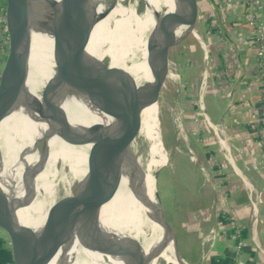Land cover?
Returning <instances> with one entry per match:
<instances>
[{"label": "bare ground", "instance_id": "6f19581e", "mask_svg": "<svg viewBox=\"0 0 264 264\" xmlns=\"http://www.w3.org/2000/svg\"><path fill=\"white\" fill-rule=\"evenodd\" d=\"M56 1L62 11L79 18L81 0ZM92 1L98 13H103L113 2ZM138 1L116 0L112 9L96 23L85 44L87 52L100 59L108 57L111 66L121 67L133 76L135 83H125L131 87V97L138 86L153 79L161 38L167 29L175 26L187 6L186 0H141L145 6L139 13ZM188 28L187 20L181 22L176 37H181ZM30 36L23 82L45 106L44 89L57 71L59 60L69 54L71 36L66 28L56 23H52L49 30L31 26ZM174 76L169 70L167 77ZM85 85L89 93L69 90L63 85L51 96L53 103L62 110L65 127L83 138L85 143L82 144L74 143L69 136L61 138L56 121L41 117L22 101L13 111L5 105L1 107L3 203L8 202L21 223L38 230L50 219L54 206L61 199L69 210H80L79 198L71 193L72 184L99 160L107 180L116 179L99 217L103 232L113 234L111 251L103 253L84 246L85 242L98 244L95 220L90 218L76 225L69 239L51 248L44 257V264H129L120 252L126 236L139 241L150 264H189L181 253L178 255L179 248L164 224V217L156 216L153 208L142 200L143 187V194L159 206L155 172L161 163H168V153L160 139L159 104L154 103L139 114L131 100L125 127L114 134L101 153L100 135L94 133L91 126L108 132L120 122L114 109L119 97L110 92L104 72L99 68L89 73ZM41 140L44 141L42 149L39 148ZM129 144L137 163L134 177L128 163L120 165L117 162V155ZM226 147L229 153V146ZM113 149L115 154L110 155Z\"/></svg>", "mask_w": 264, "mask_h": 264}, {"label": "water", "instance_id": "95a60500", "mask_svg": "<svg viewBox=\"0 0 264 264\" xmlns=\"http://www.w3.org/2000/svg\"><path fill=\"white\" fill-rule=\"evenodd\" d=\"M115 2L116 0H113L107 10L98 13L92 0H81L80 15L77 19L70 12L62 11L56 0H3L0 20V47L3 54L0 71V110L5 105L13 111L18 103L22 101L26 106L38 112L41 117L56 121L61 138L66 139L69 136L76 144L85 143L83 138L65 127L62 110L53 103L51 96L63 85H66L69 90H81L89 93L85 81L89 73L95 68H99L104 72V81L110 92L119 97L114 109L120 118V122L117 125L114 124L108 132L97 130L96 127L91 126L92 131L100 135L99 149L102 153L106 150L105 146L112 141L114 134L125 127L131 100L134 102L139 114L146 107L154 103L159 104L161 90L169 71L170 48L179 43L189 33L194 34L199 14L198 0H186L185 12L178 16L175 26L167 29L161 38L160 49L153 69V79L138 86L132 97L130 95L131 87L125 83H135L133 76L121 67L111 66L108 57L100 59L85 49V44L96 23L112 9ZM184 20L188 21L189 28L181 37L177 38L176 29ZM52 23L61 25L70 32L71 48L69 54L59 60L57 71L44 89L46 104L43 106L25 86L23 75L31 46V26H40L49 30ZM75 58L77 60L73 61ZM43 147L44 141L41 140L39 148L42 149ZM114 152L115 149L110 151V155H114ZM134 155L133 147L130 144L117 155V162L120 165L123 163L129 164L133 177L137 170ZM164 167L158 168L155 172V195L159 206L143 194V187L142 200L153 208L156 216L164 217V224L174 238L175 244L179 247L175 231L166 216H164V208L157 189L158 177ZM115 180V177L107 180L105 173H103V166L98 160L76 182L77 192L75 195L79 198L80 210L74 212L69 210L61 199L54 206L50 219L38 230L21 223L8 202L3 203V190L0 186V230L5 233L8 239L11 263L44 264V257L51 248L59 242L69 239L74 227L85 223L90 218L95 220L98 244L85 242L84 246L103 253L110 252L113 234L103 232L99 225V217L103 202L114 188ZM120 252L126 256L129 264H150L148 256L143 254L141 245L136 238L126 236L122 242ZM179 253L178 250V255Z\"/></svg>", "mask_w": 264, "mask_h": 264}, {"label": "rangeland", "instance_id": "374dc122", "mask_svg": "<svg viewBox=\"0 0 264 264\" xmlns=\"http://www.w3.org/2000/svg\"><path fill=\"white\" fill-rule=\"evenodd\" d=\"M144 6L139 0V13ZM211 15V10L199 11L195 35L189 33L170 48L169 70L175 76L166 78L158 102L168 163L160 164L165 167L160 171L157 189L164 216L173 227L179 251L189 264H205L210 259L216 230L201 229L208 220L204 214H211L216 204L224 203L215 197L216 190L222 191L228 187L225 181L237 178L228 168L226 146L235 152L236 144L230 138V124L225 117L242 114L239 106L234 105L242 97V91L239 86L229 87V64L222 68L225 57L221 52H231L232 56L238 50L236 45L230 49L231 45L219 36L213 44L221 49H215L210 37L204 35V22ZM261 90L264 97V89ZM247 115L252 120L249 112ZM76 192L77 183H74L71 193Z\"/></svg>", "mask_w": 264, "mask_h": 264}, {"label": "crops", "instance_id": "0c3cea01", "mask_svg": "<svg viewBox=\"0 0 264 264\" xmlns=\"http://www.w3.org/2000/svg\"><path fill=\"white\" fill-rule=\"evenodd\" d=\"M250 3L264 16V0H198L199 11H212L211 19L205 18L204 35L210 37L212 44L219 36L228 46L231 45L230 49L233 45L237 47L238 51L232 56L231 52H221L225 57L222 68H227L229 64L227 69L231 80L228 85L230 88L239 86L242 91V97L234 102L242 114L225 117L230 124V138L236 144L235 152H229L233 166L228 160V166L231 168L227 167L237 178L232 182L225 181L228 187L222 191L216 190L215 197L224 203L221 206L215 203L216 207L212 209L211 214L203 215L208 220L201 229L216 230L210 259L205 264H264V146L259 131L245 110L246 102L259 106L264 98L257 72V52L251 43L252 28L248 13ZM212 32L217 35L212 36ZM213 46L215 49H221L216 44ZM2 63L3 54L0 47V71ZM255 195L257 208L254 210L251 199ZM253 238L259 241V246L253 242ZM238 243L243 244L239 252L235 250ZM0 264H12L9 242L1 230Z\"/></svg>", "mask_w": 264, "mask_h": 264}, {"label": "built area", "instance_id": "2783aa9c", "mask_svg": "<svg viewBox=\"0 0 264 264\" xmlns=\"http://www.w3.org/2000/svg\"><path fill=\"white\" fill-rule=\"evenodd\" d=\"M3 9V0H0V20ZM249 19L252 24V37L251 41L255 45V49L257 52V60H258V78L261 80V88L264 89V18L262 13L254 7L253 4L249 5ZM245 108H247L248 112L251 114L252 121L254 127L259 131L261 135V143L264 146V98L261 100V104L259 106H255L254 104L247 103L245 104ZM251 205L255 210L257 208V195L252 197ZM253 242L259 246L260 243L257 239L253 238ZM243 248L242 243H238L235 247L237 252L241 251Z\"/></svg>", "mask_w": 264, "mask_h": 264}]
</instances>
